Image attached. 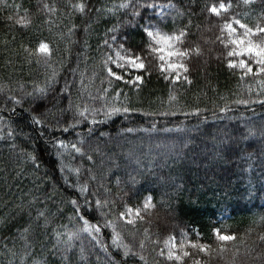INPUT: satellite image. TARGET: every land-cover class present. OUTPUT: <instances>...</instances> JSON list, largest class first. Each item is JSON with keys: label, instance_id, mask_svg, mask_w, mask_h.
<instances>
[{"label": "trees", "instance_id": "obj_1", "mask_svg": "<svg viewBox=\"0 0 264 264\" xmlns=\"http://www.w3.org/2000/svg\"><path fill=\"white\" fill-rule=\"evenodd\" d=\"M129 2L133 0H0V264H175L159 256L169 237H175L178 245L184 240L190 253L184 264H264V105L252 102L264 100L260 94L264 81L251 77L241 81L238 70L229 71L217 59L224 50L216 26L222 21L206 8L221 0H146L175 6L160 25L169 32L191 21L185 46L201 50L186 61L192 83L173 85L162 78L158 67H150L151 75L145 74L139 90L116 81L109 88L100 67L108 51L103 42L113 34L108 29L118 26L116 34H126L131 47L142 43L135 25L143 20L132 16V8L118 7ZM225 2L231 4L229 18H241L250 10L258 18L264 13L261 0L250 5L242 0ZM45 3L55 11H45ZM77 3L85 4L84 13L73 9ZM139 10L152 15V10ZM9 15L27 16L31 23L21 27L8 22ZM40 40L54 50L48 65L23 51L22 45L34 49ZM53 71L56 82L47 95L29 96L34 87H45ZM66 81L72 85L71 100L82 108L115 105L132 111L113 115L107 123L84 120L69 132L56 130L57 121L63 128L74 117L73 111H66L68 94H59ZM102 88H109V93L97 99L105 96ZM113 89L127 97L114 99ZM8 97L21 100L15 111ZM238 99L250 103L236 104ZM225 105L230 110L221 113ZM196 109L199 116L183 114ZM166 111L177 114H158ZM33 116H39L43 125L34 124ZM89 128L94 129L90 138L94 164L86 157L73 160L67 153L61 160L54 139L69 144L80 137L88 139ZM128 128L133 131L127 132ZM100 132L105 135L100 137ZM69 166L81 169L79 178L68 171ZM90 167L95 181L90 180ZM78 184H88L89 193L82 194ZM149 195L154 207L134 226L117 220L116 209H105L108 215L101 217L85 204L87 196L93 208L97 197L115 200L119 209L125 203L135 208ZM72 200L84 209L82 215L90 224H100L101 231L95 234L100 244L83 232L68 241V233L82 227ZM105 220L115 222L135 256L125 257L122 246L113 244L112 228L103 226ZM214 229L236 239L219 242ZM56 233L62 234L59 239ZM189 241L209 246L208 252L187 247Z\"/></svg>", "mask_w": 264, "mask_h": 264}, {"label": "snow or ice", "instance_id": "obj_2", "mask_svg": "<svg viewBox=\"0 0 264 264\" xmlns=\"http://www.w3.org/2000/svg\"><path fill=\"white\" fill-rule=\"evenodd\" d=\"M252 0H245V3H251ZM261 3L264 4V0H261ZM43 9L47 12H54L55 8L50 7L47 3L42 5ZM73 9L81 13L85 12V4L77 3L72 5ZM121 9L132 8V16L134 18H139L143 20L142 24H136L135 26L139 27L142 33V43L139 47L129 46L128 37L126 34L117 35L119 33V27L114 26L108 29L109 33H113L110 39H105L103 42V47L108 51L104 54L101 61V71L106 74L108 78L109 88H111L113 81L122 82L124 85L129 86L130 88L139 90L140 86L143 85L145 80V74L151 75L149 71L150 67H158L159 73L165 81L170 82L175 85L181 81L191 84L192 81L187 75L189 68L187 66V59L191 57L193 53L196 55L201 54L199 47L192 48L185 46V38L189 35V29L191 27V21L182 27L181 29L174 30L171 32H165L162 30L160 25L164 20L167 19L166 16H163L162 13L156 12L155 10L160 7L174 8L173 4L168 5H158L156 3H148L145 0V3L138 4L133 2L121 3L119 6ZM143 8L144 10H152L151 16H144L139 10ZM208 14L212 17L218 18L217 27L220 30V36L217 37L219 42L223 45V52L220 56L217 57L218 60H221L224 63V66L232 72L237 70L240 73L239 79L241 81L245 80L247 77L253 79L260 78L261 81H264V16L258 18V22L255 24H250L248 22H242L238 17H228V13L231 11V4L221 0L217 5L213 3L211 6L206 8ZM99 11V9H97ZM194 11V10H193ZM183 15V13H180ZM7 21L10 23H15L21 27H28L31 21L25 17L15 18L13 15L7 17ZM74 27L69 29V34H72ZM227 34L226 37L224 34ZM23 51L27 54L29 58L35 56L37 58V63H44L45 65L50 64L51 59L54 55V50L50 46V43L40 40L36 47L30 48L28 46H23ZM114 53V54H113ZM113 66L117 69H120V72L114 71ZM75 74V70H73ZM56 77L55 71L52 75L46 80L45 87H34L32 93H28L29 96L35 98H40L47 95V92L50 88H53ZM103 83V81H102ZM71 87L67 81L65 86L59 89V94L63 96L65 93L69 96V106L66 111H73L74 117L73 121L67 126L60 128V122L57 121V129L62 132H69L70 129H74L79 126V124L87 120L88 123L92 125L107 123L113 115L117 114H128L132 109L128 106L116 107L115 105L104 107L101 109L92 108L91 110L85 106L81 107L80 104H74L71 100ZM109 88H102V92L105 94L104 97H97V99H103L109 93ZM115 91L114 99L118 100L121 95L127 97V94L123 93L121 90L113 89ZM264 95V91L260 93ZM174 100L175 97H170ZM8 100L13 104L12 111H15V105L21 104V100L15 97H8ZM253 103L258 102L264 105V100L252 101ZM236 104H243L245 106L249 105L250 101L246 99H238L235 101ZM227 105L220 108L221 113L229 111ZM89 114H91V119H89ZM161 116L176 115L175 111L172 112H161L158 113ZM184 115H193L199 116L200 110L196 109L194 112L183 113ZM102 115L104 119L98 120L97 116ZM142 115H157V113H142ZM79 117V119H77ZM3 118L0 117V120ZM32 122L36 125H43L39 116H33ZM155 128V123L152 125ZM127 132H132V128H128ZM94 133L93 128H89L88 135L89 138L85 139L80 137V134L77 133V136L80 137L76 142L66 143L64 140L56 138L54 139L53 146L57 149V156L63 160L65 153L70 155L73 160L77 157L80 159L87 158L89 162L94 164L93 156L90 154L92 149V144L90 138ZM13 133L9 132L11 136ZM105 133L100 132V137H103ZM250 135H254L250 131ZM63 149L64 151H60ZM69 149L71 150L69 152ZM96 150L99 148L97 146ZM33 163H36V157L31 156ZM39 165L37 164V167ZM63 170V169H61ZM68 171H75L77 178L80 176L81 169L79 167L72 169L68 167ZM89 177L91 181L96 180L95 174L92 173V168L88 169ZM103 179V177H101ZM132 184H135V178L131 177ZM119 184V179L117 180ZM104 187V185H101ZM78 190L83 193H89L88 184L79 185ZM105 193H108V189L105 187ZM90 195H95V193H90ZM76 218L78 221H82V227L68 233V241L80 238V233H87L97 244H100L97 235L101 231V226L99 223L96 225L90 224L89 220L86 219L82 213L84 209L78 204L77 200L71 201ZM85 204L88 206L89 211H97L100 213L101 217H106L108 215L105 212V209L112 211L116 209L117 211V220L125 222L126 225H135L137 220H143L144 217L150 212L154 207L153 198L149 195L144 198L142 203L133 208L127 203L124 204L122 209L117 208L115 200H109L107 198L100 199L97 197L94 201V208L92 202L85 196ZM45 214L43 211L39 213V216L43 217ZM104 227L112 228V242L118 248L122 246L125 257L132 255L135 256L136 253L133 251V246L130 244L123 243L121 234L116 231L115 222L111 220L104 221ZM61 233H56L57 239H59ZM183 235V234H182ZM214 235L216 236L217 241L219 242H230L234 241L236 237L234 235L222 234L220 230L214 229ZM145 236H147V229L145 230ZM264 239V237H262ZM165 247L160 250L159 256L163 257L166 261L175 262V264H184V258L189 257L190 253L185 250V242L182 239L179 245L175 241V237H169L164 241ZM145 246V241L141 240L139 242V247L143 249ZM187 247L198 249L202 253H207L209 246L188 242ZM105 250H107L105 248ZM224 249H221L223 251ZM140 259L143 260V256H140ZM195 264H200L199 261H196Z\"/></svg>", "mask_w": 264, "mask_h": 264}, {"label": "rangeland", "instance_id": "obj_3", "mask_svg": "<svg viewBox=\"0 0 264 264\" xmlns=\"http://www.w3.org/2000/svg\"><path fill=\"white\" fill-rule=\"evenodd\" d=\"M242 2H243L244 4H246V3H245V0H242ZM254 2H255V0H252L251 3H247L246 5H250V4L254 3ZM155 11H156V12H160V13H162L163 16H166V14H169V13L171 12L170 9L167 8V7H160V8H157ZM257 12H258V11H257ZM247 13H248V14H246V15H242V17L239 18L242 22H248V23H250V24H255V23L258 22V17H256V14L254 13L253 10H250V11H248ZM262 16H264V13H263ZM160 27L162 28L163 31H165V32H169V31H167L164 27H162V26H160ZM117 70L120 71V69H117Z\"/></svg>", "mask_w": 264, "mask_h": 264}]
</instances>
